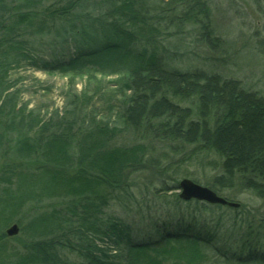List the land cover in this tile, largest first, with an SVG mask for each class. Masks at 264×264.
I'll return each instance as SVG.
<instances>
[{
    "label": "trees",
    "instance_id": "trees-1",
    "mask_svg": "<svg viewBox=\"0 0 264 264\" xmlns=\"http://www.w3.org/2000/svg\"><path fill=\"white\" fill-rule=\"evenodd\" d=\"M149 1L0 0V156L6 158L0 219L33 213L25 242L0 233V264L205 263V249L226 224L216 210L234 215L243 204L184 202L178 179L153 184L155 171L149 185L141 184L159 163L152 151L157 144L174 155L196 146L215 157L207 186L222 196L241 188L264 200V96L234 78L172 67L176 53L141 45L153 44L163 22L176 34L186 23L196 24L197 38L212 52L226 44L211 25L208 0ZM52 32L51 44L59 37L74 44L67 60L39 54L38 41ZM25 60L45 71L119 75L116 124L43 121L18 107L8 77ZM126 138L131 142H119ZM145 188L153 202L141 200ZM129 205L149 232H135L134 223L112 210L129 211ZM245 214L237 247L219 253L239 264H264V216ZM9 239L19 242L16 254L4 251Z\"/></svg>",
    "mask_w": 264,
    "mask_h": 264
},
{
    "label": "rangeland",
    "instance_id": "rangeland-1",
    "mask_svg": "<svg viewBox=\"0 0 264 264\" xmlns=\"http://www.w3.org/2000/svg\"><path fill=\"white\" fill-rule=\"evenodd\" d=\"M208 3L211 8V25L226 43L221 50L210 51L208 46L197 38V27L194 23H186L181 32L176 34V27H169L163 22L157 26L158 31L151 39L153 44L142 40L141 45L149 50H158V54L176 53V56L169 60L172 67L183 71L202 69L223 77L234 78L240 80L247 89L264 96V0H208ZM152 21L157 24L156 18ZM55 34L52 32L41 37L37 50L47 59L67 60L73 53L71 45L74 47V44L67 43L60 37H57L59 43L51 44ZM118 77L117 74L102 75L88 70L45 71L25 60L9 72L8 80L12 84L9 91L17 94L18 107L37 114L43 121L56 122L61 118L67 122L73 119L84 126L108 121L113 126L116 124L121 98L120 93L115 92L118 88L116 85ZM119 142L131 140L126 138L120 139ZM152 151L159 163L149 171L147 178H142L141 184L147 182L149 185L150 180L154 178L151 172L155 171L159 178H155L153 184L159 185L161 178L171 184L174 178L179 181L188 177L196 178L202 185L207 186L215 173V164L211 163L215 157L205 155L196 146L182 147L175 155L169 147L161 144L155 145ZM5 160L6 158L0 156V167ZM176 192L179 194V190ZM222 194L239 202L240 206L243 204V208L234 215L230 210H216V214L221 212L224 214L226 224L223 223V228L213 245L205 249L209 259L203 264H239L237 261H227L219 250H226V246L237 247L233 242L239 237L238 226L247 211L252 213L256 220L258 216H264V200L250 191L236 188L224 190ZM141 200L153 202L149 189L145 188V195L141 196ZM112 210L134 223L135 232L150 231L146 227L147 222L141 221L136 215L134 205H129V211L118 206H114ZM32 215L29 212H21L14 213L12 217H2L0 233L6 234V228L17 223L20 226V233L15 237H21V241L25 242L30 236L26 225ZM235 215H240L238 222L233 220ZM3 247L6 253L16 254L20 245L18 241L9 239Z\"/></svg>",
    "mask_w": 264,
    "mask_h": 264
},
{
    "label": "water",
    "instance_id": "water-1",
    "mask_svg": "<svg viewBox=\"0 0 264 264\" xmlns=\"http://www.w3.org/2000/svg\"><path fill=\"white\" fill-rule=\"evenodd\" d=\"M177 186L179 188V197L184 201L198 200L208 204L228 206L231 208L240 207L239 202L230 200L218 194L211 187L202 185L188 177L180 179ZM5 232L7 236L15 237L20 233V226L17 223H13L6 228Z\"/></svg>",
    "mask_w": 264,
    "mask_h": 264
},
{
    "label": "bare ground",
    "instance_id": "bare-ground-1",
    "mask_svg": "<svg viewBox=\"0 0 264 264\" xmlns=\"http://www.w3.org/2000/svg\"><path fill=\"white\" fill-rule=\"evenodd\" d=\"M179 182V181H178ZM178 185V184H177ZM178 187V186H177ZM178 190H179V188H178ZM179 195V194H178ZM188 202V201H187Z\"/></svg>",
    "mask_w": 264,
    "mask_h": 264
}]
</instances>
